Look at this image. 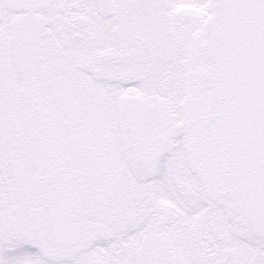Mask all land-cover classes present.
<instances>
[{"label":"snow or ice","instance_id":"6c2138e0","mask_svg":"<svg viewBox=\"0 0 264 264\" xmlns=\"http://www.w3.org/2000/svg\"><path fill=\"white\" fill-rule=\"evenodd\" d=\"M0 264H264V0H0Z\"/></svg>","mask_w":264,"mask_h":264}]
</instances>
